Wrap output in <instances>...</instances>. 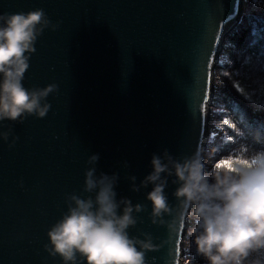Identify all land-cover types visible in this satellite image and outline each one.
<instances>
[{
    "label": "water",
    "instance_id": "water-1",
    "mask_svg": "<svg viewBox=\"0 0 264 264\" xmlns=\"http://www.w3.org/2000/svg\"><path fill=\"white\" fill-rule=\"evenodd\" d=\"M35 8L57 27L37 38L23 83L58 87L45 117L0 124L12 129L0 139V264H61L44 248L47 230L69 194L85 195L94 153L98 173L119 174L118 197L145 206L129 232L159 245L148 264H182L190 220L171 235L153 224L151 186L133 191L129 177L139 184L164 149L176 158L206 150L215 71L244 0H0V13ZM175 187L166 189L174 205Z\"/></svg>",
    "mask_w": 264,
    "mask_h": 264
},
{
    "label": "clouds",
    "instance_id": "clouds-1",
    "mask_svg": "<svg viewBox=\"0 0 264 264\" xmlns=\"http://www.w3.org/2000/svg\"><path fill=\"white\" fill-rule=\"evenodd\" d=\"M49 27L54 30L57 25L42 8L0 13V124L22 122L30 115L43 118L48 113L47 97L58 86L28 88L23 81L37 38ZM11 132V128L0 131V139L8 142ZM17 139L13 135L8 146ZM98 160L99 154L89 156L85 195L66 197L67 209L48 228L44 248L61 264H148L147 252L159 245L151 233L129 232L145 206L118 197L119 174L98 173ZM150 164L151 171L139 184L135 175L129 179L136 192L151 186L145 197L151 203L153 224L166 225L171 235L177 220H190L188 235L206 264H264L248 260L264 251V149L240 143L226 153L213 146L181 158L164 149L153 153ZM170 183L176 185L175 205L166 192Z\"/></svg>",
    "mask_w": 264,
    "mask_h": 264
},
{
    "label": "trees",
    "instance_id": "trees-1",
    "mask_svg": "<svg viewBox=\"0 0 264 264\" xmlns=\"http://www.w3.org/2000/svg\"><path fill=\"white\" fill-rule=\"evenodd\" d=\"M245 12L244 22L230 36L224 63L218 69L221 84L213 108L214 112L223 109L216 122L224 121L225 136L212 138L208 148L217 146L221 153L240 143L254 150L264 149V0H245ZM229 136L233 139L228 140ZM186 256L191 264H206L196 254L190 236ZM255 259L264 261V251L248 258Z\"/></svg>",
    "mask_w": 264,
    "mask_h": 264
},
{
    "label": "rangeland",
    "instance_id": "rangeland-1",
    "mask_svg": "<svg viewBox=\"0 0 264 264\" xmlns=\"http://www.w3.org/2000/svg\"><path fill=\"white\" fill-rule=\"evenodd\" d=\"M221 84V81L219 80V79H217V86L219 87V85ZM219 105V104H218ZM219 106H217V108H218ZM222 107H219V109H217V111H215L214 113H213V115H215L214 116V123L216 124V126H218V124L219 123H217L216 122V117L218 116V114L219 113H221L222 112ZM218 127H220V126H218ZM221 128V127H220ZM221 133L223 134L224 132H223V129H222V131H221Z\"/></svg>",
    "mask_w": 264,
    "mask_h": 264
},
{
    "label": "snow or ice",
    "instance_id": "snow-or-ice-1",
    "mask_svg": "<svg viewBox=\"0 0 264 264\" xmlns=\"http://www.w3.org/2000/svg\"><path fill=\"white\" fill-rule=\"evenodd\" d=\"M208 67V66H207ZM206 79H208V81H209V84H210V76H209V74L207 73V71H206ZM203 98L204 97H202V100H203ZM226 123H227V121H226ZM233 128H235V125L233 124V125H231Z\"/></svg>",
    "mask_w": 264,
    "mask_h": 264
},
{
    "label": "bare ground",
    "instance_id": "bare-ground-1",
    "mask_svg": "<svg viewBox=\"0 0 264 264\" xmlns=\"http://www.w3.org/2000/svg\"><path fill=\"white\" fill-rule=\"evenodd\" d=\"M218 131H219L218 128H216V127L212 128V132H218Z\"/></svg>",
    "mask_w": 264,
    "mask_h": 264
}]
</instances>
